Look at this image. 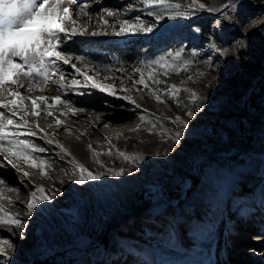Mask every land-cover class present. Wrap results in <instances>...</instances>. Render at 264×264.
Returning <instances> with one entry per match:
<instances>
[{
	"label": "rangeland",
	"instance_id": "obj_1",
	"mask_svg": "<svg viewBox=\"0 0 264 264\" xmlns=\"http://www.w3.org/2000/svg\"><path fill=\"white\" fill-rule=\"evenodd\" d=\"M170 2L180 4L181 11H193L191 0ZM82 3L88 5L91 17L76 5L70 9L75 26L85 32L60 43L59 50L71 59L68 64L56 62L59 71L50 73V86L34 82L29 90L23 81L24 87L18 88L24 98L23 111L16 107L18 97L0 95V101H13L17 118L23 116V123L34 133L20 139L33 138L53 162L69 171H51L53 177L63 178L64 189L60 190L44 176L33 180L11 172V165L0 168V179L18 190L11 192L17 200L10 201L9 189L4 190L8 185H0L5 197L0 205L23 225H0V239L14 246L5 253L9 264H264V259L255 262L236 255L248 249L264 252V243L251 241L254 235L264 236V174L259 175L264 167V90L257 97L259 108L252 110L249 101L256 91L254 83L264 75V0H198L194 11L205 19L201 29L186 25L188 18L182 16L168 19L175 10L148 9L141 0H77V5ZM201 3L205 8L199 7ZM102 8L116 12L104 16L107 23L101 20ZM213 8L216 11H209ZM149 11L164 12V18L157 20L147 15ZM137 18L153 30L114 34L120 30L118 21L134 24ZM228 25L236 29L235 34H225ZM181 49L180 57L174 59ZM161 56L165 57L162 64L148 66L147 62ZM60 72L62 83L70 88L61 89L54 83L60 81ZM141 73L147 87L134 83ZM150 73L154 79H149ZM106 74L117 78L109 79ZM8 90L6 86L5 93ZM55 97L67 101L69 108L99 113L107 111L103 107L107 105L124 113L131 111L132 116L106 129L117 133L93 137L94 144L83 145L88 139L74 133L62 151L44 134L45 125L64 118L80 130L86 126L60 114L64 106ZM34 110L38 114L25 115ZM58 132L67 137L66 131ZM120 153L136 159L125 160ZM11 159L30 171L22 161ZM73 160L100 178L85 177L83 183H76L80 173ZM0 162L7 164L3 156ZM121 170L122 175H113ZM181 178H188L190 185L173 204L160 187L172 191L171 184ZM36 187H46L44 195L49 199L37 201L28 214L27 203ZM128 187L144 188L153 196L142 217L121 221L108 235L99 234L92 240L76 234L82 214L99 213L104 205L124 206ZM237 229L246 233L236 235ZM63 242L69 244L55 248ZM234 242L238 245L232 253ZM145 255L149 260H144Z\"/></svg>",
	"mask_w": 264,
	"mask_h": 264
},
{
	"label": "snow or ice",
	"instance_id": "obj_2",
	"mask_svg": "<svg viewBox=\"0 0 264 264\" xmlns=\"http://www.w3.org/2000/svg\"><path fill=\"white\" fill-rule=\"evenodd\" d=\"M141 3L145 8H162L165 11L175 10V15L169 14L168 19H175L177 16H182L187 19L190 15L194 14L195 5L198 0H191L189 8L193 11H181V5L178 3H172L170 0H141ZM73 5H76L81 13L88 16L86 11L87 4H78L77 0H0V95L7 97H18L20 104L17 105L19 111H23L22 104L24 102L23 96H21L18 88H23V81H27L29 90H31L33 83H40L44 86H48L49 75L55 74L59 69L56 67L57 61H62L64 64L70 62V57L65 55L59 50L60 43L65 38L71 36L84 35L85 30L83 28H77L76 20L73 19L70 9ZM201 9L205 8L204 4H199ZM209 11H216V9H209ZM164 12L149 11L147 15L154 16L157 20L164 18ZM116 12L110 9H103L101 20H104V16H115ZM104 23H107L104 20ZM120 30L114 34L119 36L126 33H141L151 32L153 26H145L136 19L133 24L128 20L118 21ZM198 31V29H197ZM97 33L93 32L92 35ZM215 48V45H211ZM183 49L177 51L174 55L175 58H179ZM169 56H173L172 53H168ZM195 55V53H193ZM54 58V59H53ZM78 61H83L84 57H76ZM165 61V57L161 56L156 60L147 62L148 66L153 64L160 65ZM187 63V62H185ZM72 68L75 72L80 73V69L72 64ZM174 71L176 69H173ZM153 74H149V79H154ZM85 81L89 80L87 75L84 76ZM191 79V77H189ZM64 80L63 72H60V81L58 83L60 88L71 87V85H65L62 83ZM158 82V81H157ZM134 83L144 84V76L141 73V79ZM77 81L72 80V85H76ZM6 86L8 91L5 93ZM16 86V87H12ZM94 88L99 87L95 83L92 85ZM147 87V84H144ZM175 88V86H172ZM101 91H104L103 87H100ZM111 94V91H109ZM195 96V93L192 94ZM43 102L44 98H40ZM57 103H63L67 105V101H61L59 97L53 98ZM130 103L132 101H129ZM13 101L5 100L0 101V109H6L7 111H0V156L4 157L7 164L0 162V168L11 165L17 172L20 169L17 164L13 162L11 158H15L16 161H22L29 168H39L40 175L44 176V169L48 166L46 161L38 160L33 156L34 152H44L45 149L38 147L35 144L30 143L24 139H20L21 136L34 135L31 128L26 123H23L24 117L17 118L16 112L13 111ZM50 107L53 105H49ZM33 108L35 109V101H33ZM73 112L82 111V109H73ZM7 113H11L8 115ZM38 113L35 110L31 113H25V115H36ZM48 115H52L50 112ZM191 115V113H189ZM17 119L20 121L17 123ZM140 119H144L140 117ZM57 124L60 122L57 120ZM107 127V125H105ZM187 127V125H185ZM21 129H27V131H21ZM179 137V133L176 134ZM51 144V141H47ZM61 150L64 151L63 147ZM91 149V146H89ZM124 156L125 160H134L135 157L126 156L124 153H120ZM74 167L80 173V179L76 183H83L85 177L89 180H98L100 177L93 175L82 165L76 161H71ZM123 172L113 173V175H122ZM22 175L27 178L28 173L23 172ZM6 182L0 179V185H4ZM9 191H18L17 189L10 188ZM5 199L3 192L0 191V200ZM49 197L44 195V189L42 187H36L34 191L30 193V198L27 203L28 214H31L35 204L39 200H48ZM0 225H9L15 228H22V223L19 219L14 217L11 213L7 212L5 208L0 205ZM13 244L7 239H0V255L4 258L0 259V264H9V260L5 253L12 249Z\"/></svg>",
	"mask_w": 264,
	"mask_h": 264
},
{
	"label": "bare ground",
	"instance_id": "obj_3",
	"mask_svg": "<svg viewBox=\"0 0 264 264\" xmlns=\"http://www.w3.org/2000/svg\"><path fill=\"white\" fill-rule=\"evenodd\" d=\"M113 3V2H111ZM84 4V3H82ZM102 8V12H103ZM90 14V12H88ZM89 17H91V15H88ZM108 72H112L111 70H106ZM106 76L109 79H116L117 77L115 76H111L109 74H106ZM89 84V82L87 83ZM48 86H50V84H48ZM81 87V86H80ZM71 90V89H70ZM33 96H31L32 98ZM30 98V99H31ZM7 100V99H6ZM62 105L64 106V108L62 109V112L60 114H64L65 116H69L72 119L70 120L72 123H83V125L86 126L85 130H80L74 126L69 125V121L66 119H61L59 122V124H56L54 122H50L49 124L45 125V129H47L46 132H44V134L52 137L60 146H69L70 145V140H71V136L74 135V133H78L79 135H83V137L85 139H88L86 142L83 143V145L86 144H94L96 142V139L93 137H104V136H110L114 133H117L118 131H114L113 133H110L109 131H106V129H110V128H114L116 127L117 123L119 120L123 119V118H127L130 119L132 116V112L129 111L128 113H124L121 110H117V109H110V106L107 105H103L104 108H107V111L104 112H91L87 109H82V108H69L68 106L64 105L62 103ZM73 109H82V111H76L73 112ZM51 118H54V116H52ZM74 121V122H73ZM39 123L41 124V120H39ZM105 125H107V127H105ZM64 130L66 131L67 137H63L60 135V133L58 132V130ZM30 143L35 144L37 143L36 140H33V138H31L29 140ZM38 146V145H37ZM39 147V146H38ZM33 156L37 157L38 160H44L47 163V167L49 168L46 172H45V180L48 179L49 182L51 184H53L54 187L59 188L60 190L64 189V185L61 183L63 181V178H55L52 176L51 171H58L61 174H65L66 172H69L68 169H66L64 167V165H62L61 163H55L53 162L49 157H48V152L44 151V152H34L32 153ZM20 171L19 173H23V172H27L28 178L30 179H35L37 177L40 176V169L39 168H30V171H24L22 170L19 166H17ZM10 171L13 173H16L17 170L12 168L11 166L9 167ZM68 176V175H67ZM68 183H72V180L70 178L67 179ZM5 184L8 185V182H6ZM61 186V187H60ZM10 189L12 187H10L9 185L4 187V190L6 189ZM43 189H45L46 187H42ZM14 193L13 191H10V193L8 194L7 198L10 201H15L17 200V197H15L14 195H12V193ZM238 230V229H237ZM245 234L246 230L244 229H239L236 233V235H241V234ZM264 240V236H257L254 235L253 239H251V241H262ZM256 244H263L262 242L260 243H256ZM255 244V245H256ZM237 243L234 242L233 243V250L232 253H234L236 247H237ZM243 250V249H242ZM237 256H239L240 258H242L243 260H247L250 259L252 261L255 262H260L264 259V252L259 251V250H244V251H240L239 253L236 254Z\"/></svg>",
	"mask_w": 264,
	"mask_h": 264
},
{
	"label": "trees",
	"instance_id": "obj_4",
	"mask_svg": "<svg viewBox=\"0 0 264 264\" xmlns=\"http://www.w3.org/2000/svg\"><path fill=\"white\" fill-rule=\"evenodd\" d=\"M196 13L195 15H191L186 22V25L193 26L196 25L200 29L203 28L205 25V19L201 14ZM236 33V29L228 25L226 35L231 36ZM256 87V91L251 93L249 101L251 103L252 110L258 107L257 97L260 95V92L264 90V75L261 76L257 81L254 83ZM253 88V87H252ZM251 90V89H250ZM250 93V92H249ZM239 158V157H237ZM264 174V167L260 171L261 175ZM124 206H117V207H108L106 205L100 206L101 211L99 213H94L87 215L86 217L84 214L81 215V223L80 227L77 229L76 234H82L87 237V239H94L98 237L99 234L102 236L108 235L114 229L119 226L121 221H125L130 218L142 217L143 213L146 209L150 206L153 201V196L148 195L146 189L140 187H128L126 192L124 193ZM100 203V202H99ZM87 232V233H86ZM218 238V232L215 233L213 239ZM63 240L68 241L66 238ZM69 244L68 242H63L61 244L54 245L56 249H60ZM144 256L145 259H148ZM149 260V259H148Z\"/></svg>",
	"mask_w": 264,
	"mask_h": 264
},
{
	"label": "water",
	"instance_id": "obj_5",
	"mask_svg": "<svg viewBox=\"0 0 264 264\" xmlns=\"http://www.w3.org/2000/svg\"><path fill=\"white\" fill-rule=\"evenodd\" d=\"M189 185L190 183L188 181V178H181L178 183L171 184V186L173 187L172 191H168L165 185H162L160 189L166 191L169 200L174 204L176 200L182 199L185 196Z\"/></svg>",
	"mask_w": 264,
	"mask_h": 264
}]
</instances>
